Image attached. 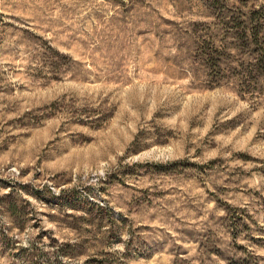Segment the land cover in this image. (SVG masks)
Listing matches in <instances>:
<instances>
[{
	"label": "rangeland",
	"instance_id": "obj_1",
	"mask_svg": "<svg viewBox=\"0 0 264 264\" xmlns=\"http://www.w3.org/2000/svg\"><path fill=\"white\" fill-rule=\"evenodd\" d=\"M223 4L264 0H0V264H264V82L192 59Z\"/></svg>",
	"mask_w": 264,
	"mask_h": 264
},
{
	"label": "trees",
	"instance_id": "obj_2",
	"mask_svg": "<svg viewBox=\"0 0 264 264\" xmlns=\"http://www.w3.org/2000/svg\"><path fill=\"white\" fill-rule=\"evenodd\" d=\"M208 6L217 11L218 17L208 25L198 23L206 27V32L196 36L200 41L193 48V62L203 68L209 86L220 85L222 80H233L239 85L238 92L241 95H253L259 90L261 82H264V5L236 6L234 11L233 6L224 4ZM2 18L3 14L0 13V33L7 26ZM226 39L230 41L224 45L216 43ZM72 197L74 195L68 196ZM3 198L0 204L7 212L16 214L17 205L11 194ZM0 242L3 245L7 243V237L1 232ZM244 260L233 258V264H248Z\"/></svg>",
	"mask_w": 264,
	"mask_h": 264
}]
</instances>
